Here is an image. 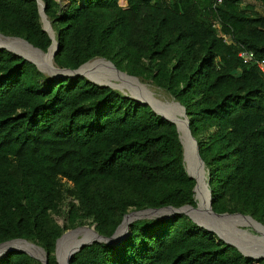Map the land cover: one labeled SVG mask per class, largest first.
<instances>
[{"label":"trees","instance_id":"trees-1","mask_svg":"<svg viewBox=\"0 0 264 264\" xmlns=\"http://www.w3.org/2000/svg\"><path fill=\"white\" fill-rule=\"evenodd\" d=\"M43 1L55 64L103 58L169 92L197 140L213 211L264 226V74L239 56L264 58V0ZM0 33L45 52L53 42L37 0H0ZM196 185L176 124L149 104L85 76L47 77L0 48V245L25 239L60 264L62 234L93 227L103 241L69 264H264L185 213L132 219L111 242L131 212L198 207ZM0 264L43 262L12 250Z\"/></svg>","mask_w":264,"mask_h":264},{"label":"rangeland","instance_id":"rangeland-1","mask_svg":"<svg viewBox=\"0 0 264 264\" xmlns=\"http://www.w3.org/2000/svg\"><path fill=\"white\" fill-rule=\"evenodd\" d=\"M136 1L137 2H141L140 0H136ZM64 3L67 4L68 1L65 0ZM124 4L128 5V3H126V2H124L123 5ZM129 13L132 14L131 11H129ZM0 38L3 39V40H10V41L19 40V39L4 37V36H1V35H0ZM34 50H35L36 54L39 53V55H41V56L45 57L47 60H49L50 66H48V65L46 66V64H45L44 68H45L46 72L43 71V73L47 77L51 78L49 73L54 74V73H56V70H57L56 64L51 59V53L44 54L43 52H40L39 50H36V49H34ZM18 52L19 53L21 52L22 54H25L26 56L29 54L26 49L24 51L21 50V51H18ZM90 63L91 64L93 63L91 68L88 69V71L84 72L83 68H85ZM90 63H88L83 68H81L80 72H82L84 74H87L88 76H90L95 81H98V82H101V83H107V82L114 83V84L118 85L119 87H121L123 92H125L126 94H130V95L133 94V95L137 96L140 99L149 100V101H151L153 103V105H154V107L156 109L157 108L158 109H162L165 112L168 111V112L174 113L180 119L183 118L182 115H181V113H183V110L180 107L178 101L175 100V98L169 92H167L166 90H164V89H162V88H160V87L156 86L155 84L150 83L148 81H143V80H141L139 78L138 79L137 78H132V77L127 76L126 74L119 73L116 69H114V67L112 65H110L108 63H105L104 61H102V60H100L98 58L93 59ZM111 69H113L118 74H121L123 76L126 75L131 80H125L124 78L118 76L116 73H113ZM58 73L59 74H70V73L64 72V71L63 72L59 71ZM162 110H160V112L163 113ZM180 133H181V130H180ZM182 139H183V137H182ZM187 139H188V142H190V145H191L192 156L196 160L195 164H198V166L201 167L200 174H202L201 175V178H202L203 177L202 164H201L200 159L198 158V156L195 153V146L196 145H195V143L193 141H191L189 133H187ZM192 143H194V144L192 145ZM186 151H187V147H186ZM186 165L188 166L189 169H192V165H191V162H190V160L188 158V154H187V158H186ZM203 192L205 193L204 196H205V199H206V201H204V204H203V201L201 200V197L199 196L198 193L196 195V199L200 202V206L203 209H205L206 204L209 202V198L207 196V191H205L204 188H203ZM196 210H199V209H196ZM169 214H171V213H168V214H162L161 213L159 215L156 214V215H151V216L163 218V217L168 216ZM206 214H208V215H206ZM137 217L138 216H136L135 218H137ZM216 217L217 216H215L213 213L211 214L209 211H207V212H200L194 218L196 220H199V222H201V223L203 222L204 224L217 229L227 239H231V240L233 239V240L241 241V243L244 244V248H246L248 250H251V253H253V254L254 253H259V252H264V234H262L260 231H258L253 226H251L250 225V221L248 219H246L244 217H241V221L237 222V221H234V220H231V219H227V218H230V217L223 218L225 220H223L222 218H216ZM243 219H245V220H243ZM58 220H59L60 223L63 222L61 218H59ZM90 228L93 229V227H83L81 229H78L77 231H75L71 235L67 234L65 236L66 240H65V243H64L63 247H62L63 240L61 241V244H60L61 252H60V255H59V260L63 264H69V257H67V259H65L64 256H63L64 255V251H66L70 246H72V244H73V242L75 240L82 239L84 237L80 233V231H82V230H90ZM72 230H68V231H66V233L70 232ZM93 231H94V229H93ZM13 242H24V243H27L28 245H32L33 247H35V249L37 248L38 250H41L40 247L36 246L33 242L28 241V240L13 241ZM21 248L22 249H26V248L20 247V249ZM15 249H18V248H15ZM27 250H29V249H27ZM32 253H34V252H32ZM41 253H42L41 257H45V252L43 253L42 250H41Z\"/></svg>","mask_w":264,"mask_h":264},{"label":"water","instance_id":"water-1","mask_svg":"<svg viewBox=\"0 0 264 264\" xmlns=\"http://www.w3.org/2000/svg\"><path fill=\"white\" fill-rule=\"evenodd\" d=\"M37 3H38V6H39V13H40V16H41V21H42L43 29L46 30V31H48L49 34H50V36H51V38L53 39L52 44H51L50 47L48 48V51L45 52V51H43L42 49H40V48H38V47H35L33 44H31L30 42H28V41L25 40L24 38H21V37H11V36H6V35H4V34H2V33H0V35H1V36H4V37H8V38L19 39V40H21V41L27 43L28 45L32 46V48H34V49H36V50H39L40 52H43L44 54H49L50 51L52 50V48L55 46V49H54V51H53V53H52V56H51V59L54 61V55H55V53H56V52L58 51V49H59V43H58V41H57V39H56V37H55V33H54L53 28H52L51 22H50V20L48 19L47 15H46V13H45V11H44V9H45V7H46L44 1H43V0H37ZM46 22H47V23H46ZM0 48H1V49H8L9 51L15 53L16 55L24 57V58L27 59L28 61H30V62L36 64L37 67H38L42 72H43V71L46 72V70L42 69L36 61H34L33 59L29 58V57L26 56L25 54L18 53V52H16L15 50L9 48L8 46H0ZM98 59L104 61L105 63H108V64L112 65V66L114 67V69H116L119 73L126 74V75L129 76V77L137 78V79H138V77H136V76L129 75V74H127L126 72L119 70L116 66H114V64H113L111 61L105 60V59H103V58H98ZM91 61H92V60H91ZM91 61H88V62L82 64V65H81L79 68H77V69L61 68V67H58V66L56 65V66H57V67H56V68H57L56 73H54V74L49 73V75H50L53 79H58V78H60L61 76H65V77L85 76V77H87L89 80H91L92 82H94V83H96V84H98V85H101V86H110V87H112V88L118 89V90H120V91L123 92V90L121 89V87H119L118 85H116V84H114V83H109V82H107V83H101V82L95 81L94 79H92V78H91L90 76H88L87 74H84V73H82V72H79V70H80L83 66H85V65L88 64V63H90ZM54 63H55V62H54ZM63 70H69V71H72V72H74V73H73V74H59V73H58L59 71H63ZM123 93L126 94L125 92H123ZM126 95H128V96H130V97H133V98L137 99V100L140 101V102H144V103L149 104L155 112H157L158 114L162 115V116H163L164 118H166L167 120H169V121H171V122H173V123L176 124L177 129H178V132H179L180 140H181L182 143H183L184 157H185V161H186V158H187L186 144H185V142H184L183 139H182V135H181V133H180V126H179L178 122H177L175 119H173V118H170V117L165 116L162 112H160L159 110H157V109L154 107V105H153V103H152L151 101L146 100V99H145V100L140 99V98H138L137 96H135V95H133V94H131V95H130V94H126ZM178 103H179L180 107H182V109H183V113H181V115H182V117H183V118H182V121H183L184 124L186 125V129H187V132L189 133L190 138L192 139V141H193V142L195 143V145H196V146H195V153H196V155L198 156V158L200 159V161L202 162V164L204 165V162H203V160H202L201 157H200L199 146H198L197 140H196V139L194 138V136L192 135L191 130H190V127H189V124H188V120H187V118H186L185 115H184V106H183L179 101H178ZM204 184H205V189H206V191H207L206 180H204ZM199 185H200V178L197 177V185H196V187H195L196 194H197V189H198ZM207 196H209L208 191H207ZM208 198H209V197H208ZM185 207H190V208L195 209V210L201 208L200 205H199L198 207H193V206H191V205H185V206H182V207H180V208H175V207H172V206H169V207H167V208L170 209V210H172V213H185V214L189 215V216H190V217H191V218H192V219H193L198 225H200V226L206 228V229L209 230V231H213V232H215V233H216L221 239L225 240V241L228 242L229 244H232V245L236 246V247H237V248H238V249H239L244 255L249 256V257H253L255 260H260V259L264 258V255L256 256V255H254L253 253H246V252L243 250V248H242L241 246H239V245H237L236 243H234V242L228 240L227 238H225V237L222 235V233H221L220 231H218L217 229H215V228H213V227H210V226L204 224L203 222L201 223V222H199L198 220H196V219H195L190 213H188L187 211L184 210ZM161 209H162V208H160V209H156V210H161ZM205 209H206L207 211L210 210V213H213V214H214L215 216H217V217L242 216V217H244V218H246V219H248V220L250 221V225H251V226H253V227L256 228L258 231H260L262 234H264V226L262 225V223L258 222L257 220H255L253 217H251V216H249V215H244V214H241V213H234V214H230V213H216V212L213 211V209H212V207H211V205H210L209 202L207 203ZM147 210H150V209H145V210H141V211H134V212H131V213H141L140 215H138L137 218H144V217L152 218L153 216H151L150 214H142L143 212H145V211H147ZM131 213H130V214H131ZM137 218H135V219H137ZM125 219H126V218H125ZM125 219H124V221L122 222V224L125 222ZM201 221H202V220H201ZM130 223H131V221H129V222L127 223L126 233L129 232V230H130ZM81 228H83V227H78V228L73 229L72 231L67 232V233L65 232V233H63L62 236L57 240L56 253H57V258H58V260H59V255H60V252H61V249H60L61 241L63 240V244H62V247H63V245H64V243H65V240H66L65 236H66L67 234H70V235H71L72 233H74L75 231H77L78 229H81ZM93 229H94V228H93ZM93 229L90 228V230H92V231H93ZM119 229H120V227H118L117 230L115 231V233L111 236V239H110L111 242H113V243H117V244H118L119 241H121V239H120V240H116V239H115L116 234H117V232H118ZM94 231H95V229H94ZM95 232H96V231H95ZM96 233H97V238H95V239H93V240H91V241H86V242L80 244V245H79L74 251H72V252L70 253V255H69V260H70V258H71L76 252H78V251L81 249V247H82L83 245H85V244H91L92 242H94V241H96V240H97V241H103V239L100 237V235L98 234V232H96ZM70 235H69V236H70ZM69 236H68V237H69ZM124 236H125V235H124ZM122 238H123V237H122ZM15 240H25V239H14V240H11V241H8V242H5V243H3V244L9 243V242H12V241H15ZM1 245H2V244H1ZM35 245H36V244H35ZM36 246H38V245H36ZM38 247H40V246H38ZM40 249L42 250L43 253L45 252V251L43 250V248L40 247ZM12 250H20V251L27 252V253H29L30 255H32V256L38 258L39 260H41V261L43 262V264H46V263H47V262H46V257H41V256H38V255H35V254L32 253L30 250L19 249V248H18V249L10 248V249H8L7 251H5V253L2 254L0 257H2L3 255L7 254L8 252H10V251H12ZM59 263H60V264H63L60 260H59Z\"/></svg>","mask_w":264,"mask_h":264},{"label":"bare ground","instance_id":"bare-ground-1","mask_svg":"<svg viewBox=\"0 0 264 264\" xmlns=\"http://www.w3.org/2000/svg\"><path fill=\"white\" fill-rule=\"evenodd\" d=\"M0 46H8L9 48L11 47V49L13 48V50H15L16 52L21 51V50L24 51L26 49L28 51V53H29L27 56L29 58L33 59L34 61H36L42 69L45 70V68H44L45 67V64H46V66L47 65L50 66L49 60H47L45 57L39 55V53L36 54L35 53V50L31 46H29L28 44H26L25 42H23L21 40L10 41V40H3V39L0 38ZM92 64L91 63L88 64V65L86 64L87 66L85 65L86 66L85 68H83L84 67L83 66L82 67L83 68V71L84 72L88 71V69L91 68ZM80 70H79V72H80ZM111 70H112L113 73H116L113 69H111ZM63 71L64 72H68L70 74H73L74 73V72L69 71V70H63ZM63 71H61V72H63ZM116 74L118 76L124 78L125 80H131L126 75L123 76V75L118 74V73H116ZM158 110L160 111L162 109H158ZM163 113H164L165 116L175 119L178 122L179 126H180V130H181V134H182V137H183V141L185 142L186 147H187L188 158H189V160L191 162V165H192V169H190V171L192 172V174L196 175V177L200 178V185H199V187L197 189V193L201 197V200L203 201V204H204V201H206V199H205V196H204L205 193L203 192V188L205 189V186L202 183V178H201V175L202 174H200L201 167L198 166V164H195L196 160L192 156L191 145H190V142H188V139H187V133L188 132H187V129H186V125L184 124V122L182 121V119H180L174 113H171V112H168V111H166V112L163 111ZM191 141H192V139H191ZM193 144L194 143H192V145ZM205 191H206V189H205ZM184 210L187 211L188 213H190L191 215H193L194 217H196L200 212H207V210L206 209H203L202 207L199 210H195V209H192L190 207H185ZM209 212H210V210H209ZM161 213L162 214L172 213V210H170V209L147 210V211L143 212L142 214H150V215H156V214H158L159 215ZM140 214L141 213H131V214H129L126 217L125 222L122 224V226L120 227V229L118 230V232L116 234V237H115L116 240H120L125 235L126 228H127V223L129 221H131L132 219H134L136 216L140 215ZM206 215H208V214H206ZM229 217L230 218H227V219H231V220L240 222L242 216H233V217L232 216H229ZM216 218H222L223 219V218H226V217H216ZM223 220H225V219H223ZM243 220H245V219H243ZM80 233L84 237L82 239L75 240L73 242L72 246H70L66 251H64V255L63 256H64L65 259H67V257H69V255H70V253L72 251H74L80 244H82V243H84L86 241H91V240L97 238V233L95 231H92V230L91 231L90 230H82V231H80ZM228 240H230V241L236 243L237 245L241 246L246 253H251V250H248V249L244 248V244L241 243V241H239V240L237 241V240H233V239L232 240L231 239H228ZM20 247L26 248V250L29 249L32 252H34L36 255H39V256H41V254H42L41 253V250H38L37 248L35 249V247H33L32 245H28L27 243H24V242H9V243L0 245V254L1 255L4 254L5 251H7L10 248H19L20 249ZM254 255H256V256L264 255V252L254 253Z\"/></svg>","mask_w":264,"mask_h":264},{"label":"built area","instance_id":"built-area-1","mask_svg":"<svg viewBox=\"0 0 264 264\" xmlns=\"http://www.w3.org/2000/svg\"><path fill=\"white\" fill-rule=\"evenodd\" d=\"M218 3L222 2V0H217ZM239 56L243 60L244 63H254L260 69V71L264 74V58H257L255 53L248 50H242L239 53Z\"/></svg>","mask_w":264,"mask_h":264}]
</instances>
